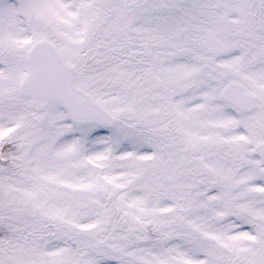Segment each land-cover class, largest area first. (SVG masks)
Returning <instances> with one entry per match:
<instances>
[{
	"label": "snow or ice",
	"instance_id": "6c2138e0",
	"mask_svg": "<svg viewBox=\"0 0 264 264\" xmlns=\"http://www.w3.org/2000/svg\"><path fill=\"white\" fill-rule=\"evenodd\" d=\"M0 264H264V0H0Z\"/></svg>",
	"mask_w": 264,
	"mask_h": 264
}]
</instances>
